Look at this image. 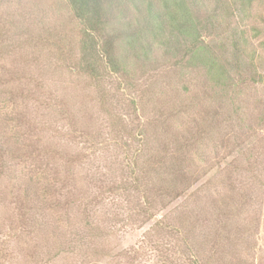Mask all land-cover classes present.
Wrapping results in <instances>:
<instances>
[{"label":"trees","instance_id":"obj_1","mask_svg":"<svg viewBox=\"0 0 264 264\" xmlns=\"http://www.w3.org/2000/svg\"><path fill=\"white\" fill-rule=\"evenodd\" d=\"M258 1L264 0H67L78 24V51L71 56L58 46V66L84 78L97 92L116 140L113 146L122 152L121 163L116 159L109 176L97 168L101 179L96 188L102 199H89L74 171L79 155L27 145L18 132L9 137L5 125L30 124L22 123L24 116L12 113L0 119V174L6 178L0 183V206L14 215L0 220V264H55L69 252L125 264L123 259L135 249L114 254L98 244L105 237L99 207H110L116 223L142 227L205 177L203 192L194 195L201 193L204 207L212 206L218 219L204 212L200 217L209 225L203 227L198 216L190 220L189 213L179 211L172 220L157 221L147 236L155 263L252 264L244 257V251L254 248L252 222L244 217L242 202L231 201L229 192L222 194L216 186L230 192L244 188L233 186L244 184L233 180L244 164L249 174L258 171L264 184V137L258 134L264 128V109L257 111L247 94L250 87L264 84V55L259 52L264 41H257L259 33L253 29L251 34L243 24ZM14 28V34L0 28V56L15 48V35L27 34L19 45L42 42L30 27ZM197 80L204 82L203 91L192 88ZM2 91L4 103L17 111L11 89L0 90V95ZM27 91L20 92L24 99L35 96ZM34 91L36 96L44 94L45 84ZM41 99L49 112L52 98ZM141 114L149 116L148 122L139 124ZM221 124L230 130L217 138ZM230 140L240 159L226 163L220 157L226 167H214L208 150L218 148L220 153ZM19 143L20 155L48 157L44 162L40 155L43 164L38 158L29 178L5 162L17 158ZM53 212L59 213L55 219ZM75 213L79 222H72Z\"/></svg>","mask_w":264,"mask_h":264},{"label":"rangeland","instance_id":"obj_2","mask_svg":"<svg viewBox=\"0 0 264 264\" xmlns=\"http://www.w3.org/2000/svg\"><path fill=\"white\" fill-rule=\"evenodd\" d=\"M243 24L251 34L254 33V30L259 33V37L256 38L257 41H264V1L261 3L256 2L251 12L247 14L246 21ZM15 25L30 27L32 32L38 37L40 36L42 42L35 45H19V41H27V34L15 35L12 46L15 48H12L10 53L0 56V90L11 89L16 104L15 109H17L14 112L13 108L10 107L11 103H4V98L7 96L2 91V95H0V119L6 117V114L13 113L14 116L25 117L22 123L27 120L30 122V124H23V127H15L14 124L5 125V128L8 129L7 134L9 137H15L16 132H18L16 136L25 137L27 145L34 144L40 148L43 145L48 148L56 147L60 151L69 153V155H79L80 162L74 171L75 175L81 180L80 187L87 193L89 191V199L97 197L96 199L99 198L100 200L102 197L100 198L96 185L101 178L100 174L96 173L97 168L101 173L106 172L109 176V167L116 159H119L118 163H121L120 155L122 152L117 146H113L116 140L113 137L114 134L110 133L109 121L97 102V92L86 83L84 78L74 74L70 75L58 66L61 52L58 46L62 44L63 52L71 54V56L76 55L78 51V24L68 8L67 0H3L0 6V28L10 29L9 33L14 34L16 33ZM257 41L256 46L259 43ZM49 43L53 44L50 45ZM260 51L264 55L262 48L259 49ZM17 79H21V81L18 82ZM195 82L196 84L192 88L203 91L204 82L202 80ZM41 83L45 84L46 91L44 94L41 93L36 96L34 89ZM27 90H31L35 95L29 100L24 99L20 94L21 91L28 93ZM112 94H114L113 90L110 92L111 96ZM247 94L250 104L255 103L258 105L259 109L257 111L264 109V106L261 105V101L264 103L263 83L260 82L259 85L250 87ZM42 95L47 99L52 98L53 103L49 112L46 109L47 105H43L41 102L44 101V99H41ZM116 95L117 97L120 96L119 93ZM258 97L261 98L257 102ZM54 109L56 113L53 111ZM207 109L205 106V111ZM208 110L210 111V106ZM34 118L37 119V122L34 121ZM148 119L147 114H141L139 124L148 122ZM225 125L221 124L218 127L217 138L221 137L222 134L224 136V133H227L225 130H230ZM234 133L239 132L234 130ZM258 134L261 135L259 138L262 139L264 128L260 129ZM239 135L244 139L241 132ZM96 138H99L97 143H95ZM101 140L109 141V144L102 143L100 145ZM20 143L17 144V148L15 145L16 155L14 156L17 158L6 159L5 162L8 161L10 165H13L15 173L29 178L33 170L36 169V165L40 163L38 158L40 159L41 154L36 153L34 157L20 155L23 152ZM226 145L227 147L222 149L220 153L216 152L218 148L207 149L210 153L209 163L214 167H226V164L223 163L224 159L226 163L237 157L240 159L241 154L238 152V148L235 147V142L230 140L226 142ZM66 155L63 156L65 160L67 159ZM41 157L44 162L48 160L47 156L41 155ZM220 157L224 159L218 161ZM42 159H40L41 164H43ZM242 168L244 170H241L240 175L233 180H242L244 184L240 186L238 182H235L233 186L236 188L244 186V188L236 189L238 191L235 192H230L226 188L221 189L219 186H216V188L221 190L222 194L229 192L231 201L238 200L242 202L244 217L252 222L251 228L255 233V239L253 238L252 242L254 248L244 251V257L250 259L252 264H264V184L261 178L258 180V171L255 170V172L249 174L246 171L247 166L245 164ZM61 170L66 171L63 167ZM4 174H0V183H4L6 179ZM205 181L206 177L196 183L185 196L176 200L167 209L160 210L154 219L142 227L137 224L127 227L116 223L113 215L109 212L110 207L107 209L106 206L99 207L100 212L97 217L105 234L104 240L98 243L99 246L110 249L114 254L135 249L129 258L123 259L125 264H154L157 258L147 247V236L157 221L163 220L164 217L172 220L179 211H186L185 214L189 213L190 220L195 218L194 216H198L203 227H206L205 224L209 225L207 221L204 222L203 218L200 217V215L203 216L204 212H207L205 215L211 219L213 218V221L218 219L219 214L212 206L204 207L203 198L199 199L203 195H200L199 192L194 195L197 190L203 192ZM212 190L216 189L212 188ZM8 209L5 207L0 209L1 222L14 218L12 211ZM52 214H54L52 219L59 215V213L55 214L54 212ZM76 215L75 213L74 217H71L72 222H79ZM220 220L221 218L218 221ZM62 224L65 227V221H62ZM103 263L114 264L115 261L111 257L82 256L71 252L62 255L55 261V264Z\"/></svg>","mask_w":264,"mask_h":264}]
</instances>
